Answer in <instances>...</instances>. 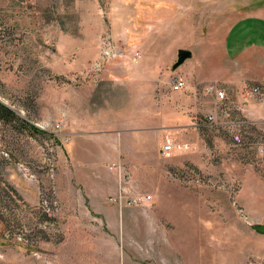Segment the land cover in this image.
<instances>
[{
  "label": "rangeland",
  "instance_id": "1",
  "mask_svg": "<svg viewBox=\"0 0 264 264\" xmlns=\"http://www.w3.org/2000/svg\"><path fill=\"white\" fill-rule=\"evenodd\" d=\"M184 1L192 28L224 27L231 18L224 3ZM179 3L0 0V102L19 119L0 121V264H264V236L252 227L264 222V204L242 196L239 166L225 169L215 147L212 156L193 155L201 164L159 151L163 184L134 180L127 165L133 156L114 155L130 147L109 130L120 116V90L104 79L106 71L85 79L105 35L132 49L138 24L160 22ZM78 130L92 136H78L79 155ZM238 149L228 154L239 156ZM93 166L99 178L88 172ZM123 174L130 191L151 202H111Z\"/></svg>",
  "mask_w": 264,
  "mask_h": 264
},
{
  "label": "crops",
  "instance_id": "2",
  "mask_svg": "<svg viewBox=\"0 0 264 264\" xmlns=\"http://www.w3.org/2000/svg\"><path fill=\"white\" fill-rule=\"evenodd\" d=\"M211 1L226 5L224 12L231 18L224 27L192 28L187 24L184 0L164 13L160 22L155 20L146 28L138 24L137 32L132 35L135 47H122L126 51H139L140 58L119 61L105 70L104 79L120 90L121 103L116 105L122 108L120 116L114 117L111 129L105 122L102 127H107L114 136H122L130 147L128 151L117 148L114 155L133 156L127 165L134 180L141 176L145 185L163 184L167 172L159 166L157 156L167 139L176 145H188V150L175 152L173 157L184 154L192 157L189 158L192 161L193 155L215 147L225 169L228 164L239 166L242 196L255 195V202L262 205L264 104L257 99L246 101L243 94L248 87L264 85V0ZM179 49L190 50L191 56L172 71ZM176 73L185 80L186 87L173 91L171 77ZM208 86L225 92L227 116L220 113L222 103L215 94L206 92ZM210 114L215 115L214 122L207 121ZM101 129L97 130L98 134L103 133ZM234 131L242 137V146L230 142ZM79 135L90 133L82 130L75 133L73 147L78 155L84 152L83 147H78ZM208 135L211 140L205 142ZM231 148H239L240 157L229 155ZM182 162L180 159L175 165ZM193 162L201 164L197 159ZM79 168L83 171L82 165ZM88 172L99 178L95 174L99 172L97 167ZM254 185L260 186L263 193ZM155 190L159 192L158 188ZM119 211L122 213L123 209Z\"/></svg>",
  "mask_w": 264,
  "mask_h": 264
},
{
  "label": "built area",
  "instance_id": "3",
  "mask_svg": "<svg viewBox=\"0 0 264 264\" xmlns=\"http://www.w3.org/2000/svg\"><path fill=\"white\" fill-rule=\"evenodd\" d=\"M99 51L94 60L88 66L85 72V79L96 78L97 76H101L105 70L114 63H119V61H133L138 60L140 58L139 51L128 52L122 46L117 45L112 38V35H105L99 41ZM108 66V67H107ZM171 87L173 91L180 90L185 88V80L179 75L175 74L171 77ZM206 92L214 93L216 98L221 101L220 113L224 116H227V104H226V95L225 92L215 89L213 86H208L206 88ZM244 99L246 101L251 99H257L260 103L264 104V85L260 86L248 87L244 94ZM215 115L210 114L207 116L208 122H214ZM63 126H58V128H62ZM232 142L237 146H242L244 144L242 137L235 133L232 136ZM188 150V145H176L171 140L167 139L164 142V145L160 149L161 155L164 157H171L178 151ZM206 155H213L212 150H207ZM264 155V148H263ZM262 167L264 169V158L262 161ZM110 169H115L119 174H121V167L119 165L111 166ZM130 178L129 176L123 174L122 180L120 182V192H118L115 196L110 197V201L117 204L119 207L123 206H137L142 203L151 202L150 195H143L140 193H132L129 188Z\"/></svg>",
  "mask_w": 264,
  "mask_h": 264
},
{
  "label": "trees",
  "instance_id": "4",
  "mask_svg": "<svg viewBox=\"0 0 264 264\" xmlns=\"http://www.w3.org/2000/svg\"><path fill=\"white\" fill-rule=\"evenodd\" d=\"M18 119V117L16 116V114L8 107L5 106L3 103L0 102V121H3L5 123L7 122H11L14 123L16 122ZM22 121L24 124H28L25 120H20ZM29 129L32 130L33 132H37V133H41L42 131L38 130V128L34 127L33 125H29Z\"/></svg>",
  "mask_w": 264,
  "mask_h": 264
},
{
  "label": "water",
  "instance_id": "5",
  "mask_svg": "<svg viewBox=\"0 0 264 264\" xmlns=\"http://www.w3.org/2000/svg\"><path fill=\"white\" fill-rule=\"evenodd\" d=\"M191 52L190 50L179 49L177 53V60L173 64L171 70L174 71L176 68L181 66L186 60L190 59ZM252 227L258 232L259 234L264 235V224H254Z\"/></svg>",
  "mask_w": 264,
  "mask_h": 264
}]
</instances>
